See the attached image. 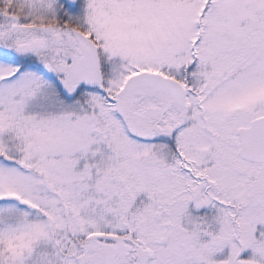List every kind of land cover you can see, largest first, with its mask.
Instances as JSON below:
<instances>
[{"label": "snow or ice", "instance_id": "6c2138e0", "mask_svg": "<svg viewBox=\"0 0 264 264\" xmlns=\"http://www.w3.org/2000/svg\"><path fill=\"white\" fill-rule=\"evenodd\" d=\"M0 264H264V0H0Z\"/></svg>", "mask_w": 264, "mask_h": 264}]
</instances>
